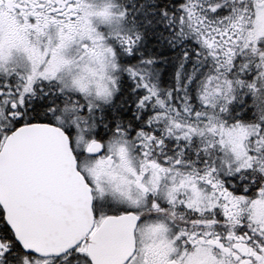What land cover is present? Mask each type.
I'll return each mask as SVG.
<instances>
[{
    "label": "snow or ice",
    "instance_id": "6c2138e0",
    "mask_svg": "<svg viewBox=\"0 0 264 264\" xmlns=\"http://www.w3.org/2000/svg\"><path fill=\"white\" fill-rule=\"evenodd\" d=\"M0 264H264V0H0Z\"/></svg>",
    "mask_w": 264,
    "mask_h": 264
}]
</instances>
